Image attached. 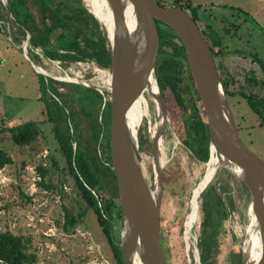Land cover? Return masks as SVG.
I'll use <instances>...</instances> for the list:
<instances>
[{"label": "rangeland", "instance_id": "374dc122", "mask_svg": "<svg viewBox=\"0 0 264 264\" xmlns=\"http://www.w3.org/2000/svg\"><path fill=\"white\" fill-rule=\"evenodd\" d=\"M82 1L90 11L89 0ZM184 1H189L193 7L199 8L197 14L202 19L198 21L200 29L208 32L207 27L210 26L218 34L226 52L223 64L233 76L229 91L236 95L230 96L228 103L235 123L239 125L240 137L244 145L264 161V126H259L260 118L250 111L244 98L238 94L247 91V86H244L243 82L245 75L255 74L258 79H264V0ZM0 2L2 4L0 6V130L29 121L36 122L40 130L39 140L33 151L29 147L25 149L14 145L9 134L0 132V149L8 153L13 160L11 165L0 170V206L6 207L0 211V231L9 230L30 237L32 246L36 249L38 264H82L80 260L82 256L89 258L87 264H113L110 248L92 211H87L74 228L65 222L66 211L69 215L77 217V214L83 213V208L72 179L67 173L52 167L51 157L58 159L59 153L56 151L57 144L52 133L53 123L47 120L46 115L45 105L48 103V98L49 96L54 98V93L50 94L48 89L51 91L54 85L59 92H69L74 97L73 101L62 104L61 98L55 97L60 106L58 109L52 104L49 106L48 113L51 117L56 115L62 130L68 128L71 132L74 129L78 133L79 129L86 127L88 131L89 110L99 127L103 128L99 138L101 136L106 138L108 129L110 134V115L107 118L108 111L104 110L103 105L99 108L93 106H90V109L83 108L80 101L83 95H87L86 90L70 83L58 84L46 81L45 84H49V86L46 84L47 89H40L38 74L22 49L27 34L24 39L20 38L16 29L19 27L18 23L9 13L8 5L5 8L2 0ZM7 16L12 23L6 21ZM28 47L30 52L27 50V55L30 61L51 77L77 81L99 90L105 100L109 99L108 70L98 67L94 62L64 65L60 61H50L45 58L41 49L31 45ZM32 51L37 53L34 54ZM166 52L170 50L167 49ZM172 60L180 63V71L186 79L187 67L184 62ZM217 60L220 61L219 58ZM53 78L51 79L57 81ZM187 82L190 85L191 82L189 80ZM46 93L49 95L47 99H45ZM160 97L169 120L162 138L166 163L162 177L160 244L164 250L166 264H188L184 247V221L192 191L203 178L206 165L198 161L183 144L188 130L186 120L188 116H192L190 108L188 106L186 109L179 108L168 87L160 92ZM60 109H63V119L59 117L60 113L58 114ZM149 113L148 119L142 118L138 136L142 173L146 184L152 190L153 151L149 140L148 121L150 126H153L157 117L151 102ZM108 119L109 127H107ZM84 132L82 133L84 139H88V136H84ZM99 151L101 159L104 158V149L101 147ZM38 164L51 170L50 176L46 179L48 188L38 186L42 182L36 170ZM63 179L66 181L63 182ZM222 180L224 182H221ZM209 184L217 189L223 187L224 191H221V195L225 203L228 204L225 198L228 195L233 202L234 208H231L228 217L218 224V232L215 236L219 250L216 257L218 264H231V253L235 248L240 249L244 240L250 198L242 187L223 174L221 168L215 170ZM20 192L24 195L20 196ZM202 217L199 201L197 220L191 230L196 249ZM112 228L117 239L120 222L113 221ZM86 229L87 233L84 232ZM71 230L74 232L73 235L69 233ZM63 238L68 239L64 241ZM96 245H100L99 249L94 248L93 251L92 247ZM191 263L193 264L192 259ZM194 264L198 263L194 262Z\"/></svg>", "mask_w": 264, "mask_h": 264}, {"label": "trees", "instance_id": "16d2710c", "mask_svg": "<svg viewBox=\"0 0 264 264\" xmlns=\"http://www.w3.org/2000/svg\"><path fill=\"white\" fill-rule=\"evenodd\" d=\"M6 1L9 13L19 25L16 29L20 38L24 39L25 34L28 33L30 35L29 44L34 48L41 49L48 60L60 61L64 65L86 61L94 62L102 69H109L111 53L106 33L84 6L82 0ZM158 3L165 8L180 7L189 11L192 20L197 24L199 20H202L201 16L197 14L199 8L193 7L189 1L158 0ZM0 6H2L1 2ZM6 21L12 23L8 16ZM156 27L159 34V51L156 63V79L159 90L162 92L168 87L179 108L186 109L187 106L190 108L192 116H188L186 120L188 130L183 144L198 161L205 163L209 157L208 129L186 62L183 46L176 34L166 25L156 21ZM207 29L208 32H204L202 29L201 32L211 50L227 99H229L230 96L236 95V93L229 91L233 76L223 64L226 52H224L222 43L219 41L218 34L210 26ZM167 49L170 52H166ZM172 59L184 62L187 67L186 79L180 71V63H175ZM252 60L254 62L253 58ZM254 75L247 74L243 77L247 91L238 94L244 98L250 111L260 118L259 126H264V79H258ZM38 77L41 90L47 89L46 81L61 84V82L48 77L45 79V76L40 74H38ZM187 80L191 82L190 85ZM47 85L49 86V84ZM71 85L86 90L87 95H83L84 97L80 101L83 108L90 109V106L99 108L103 105L104 110L107 109L108 111V118L110 105L103 94L96 89L77 84ZM48 90L50 94L54 93V98L47 95L48 92L45 94L47 96L45 99L49 96L48 103L45 105L46 115L47 120L53 123L52 133L57 144L56 151L59 153L58 159L51 157L52 167L67 173L68 177L72 179L73 187L77 191L80 205L83 208V213L77 214V217L69 215V212L66 211L65 222L74 228L87 211H92L110 248L113 264H122L121 251L118 246L119 235L116 239L112 228L113 221L120 222V207L116 179L111 170L109 129L106 138L102 136L99 138L102 135L103 128L99 127L98 122L88 110V131L86 127L82 130L79 129L78 133L74 129L71 132L68 128L62 130L56 115L51 117L48 113L49 106L52 104L58 109L60 105L55 97L61 98V104L73 101L74 97L69 92H59L54 85H52L51 91ZM62 110L58 111L61 119L64 115ZM236 126L240 131L239 125L236 124ZM107 127H109V119ZM83 131H85L84 136H88V139H84ZM0 132L9 134L14 145L25 149L29 147L33 151L39 140L40 130L36 122L29 121L3 128ZM82 138L83 141H81ZM101 147L104 149L105 159H101L102 156L99 154ZM12 163L11 156L0 149V170ZM36 170L42 180L38 186L48 188L46 179L50 176L51 170L39 164ZM222 172L242 187L244 193L248 195L245 187L240 182L236 181L223 169ZM64 181L66 180L63 179ZM221 182H224V180ZM221 191H224L223 187L217 189L214 185L209 184L200 196V207L203 213L197 242L200 264H218L216 257L219 250L215 240L218 232L217 227L222 220L228 217L231 208H234L229 195L225 196L228 204L225 203ZM19 195L23 196L24 194L20 192ZM5 208L0 206V211ZM36 255V249L32 246L30 237L15 234L9 230L0 231L1 264H38ZM240 258V249L235 248L231 253V264H240Z\"/></svg>", "mask_w": 264, "mask_h": 264}, {"label": "water", "instance_id": "95a60500", "mask_svg": "<svg viewBox=\"0 0 264 264\" xmlns=\"http://www.w3.org/2000/svg\"><path fill=\"white\" fill-rule=\"evenodd\" d=\"M105 2L112 18L111 35L94 13L89 12L105 31L111 53L107 88L110 105L109 147L120 207L118 246L122 264H166L160 244V206L165 165L161 160V147L163 148L162 138L169 120L156 79L159 51L156 21L170 28L183 46L208 129L209 157L205 165L214 154L218 160L215 170L221 168L240 182L250 198L248 222L240 248V264H264V161L255 156L240 137L211 50L198 24L192 20L189 11L180 7H162L158 0ZM2 3L7 8L6 0H2ZM128 17L132 20L130 25ZM26 34L23 50L27 60L37 74L53 78L30 61L27 55L30 35ZM53 79L91 88L77 81ZM148 80L152 81L155 88V93L148 96L156 107L157 117L153 126L148 121L153 151L152 190L142 173L139 127L130 123L128 115L130 107L142 95ZM201 181L196 204L208 186V183L203 184ZM184 247L188 264L191 259L200 264L195 246L189 252L184 239Z\"/></svg>", "mask_w": 264, "mask_h": 264}, {"label": "bare ground", "instance_id": "6f19581e", "mask_svg": "<svg viewBox=\"0 0 264 264\" xmlns=\"http://www.w3.org/2000/svg\"><path fill=\"white\" fill-rule=\"evenodd\" d=\"M90 2V8L91 12L94 13V15L99 19L101 24L106 28L109 35H111V26H112V18L110 10L105 2V0H89ZM131 17H128V24H131ZM28 47V46H27ZM23 49V48H22ZM24 51V50H23ZM58 62V61H57ZM109 83V79L107 80V84ZM155 93V88L152 84V81L147 82L146 88L144 89L141 96H139L136 101L132 104L129 110V121L132 123L133 126H140V123L142 121V118H149V105L150 102L154 105L152 100L149 98V94ZM155 107V105H154ZM156 112V107H155ZM146 118V119H148ZM176 137V136H175ZM179 141V140H178ZM163 146V142H162ZM177 149V148H176ZM166 154L164 153L163 148L161 147V160L162 163H166ZM217 158L213 154L210 158V161L206 163V173L205 176L201 179L202 183H208L211 181L214 170L217 165ZM201 164V163H200ZM152 167V166H151ZM201 183V187H202ZM153 184V183H152ZM200 183L196 185V187L193 189L191 194L190 203L188 206L187 216L184 221V239H185V246L188 248V251L190 252L192 250V246L194 245V242L192 240L191 230L193 227V223L197 220V207L198 204H196V197L199 192ZM153 195V193H152ZM193 260V259H192ZM192 264V263H191ZM194 264V260H193Z\"/></svg>", "mask_w": 264, "mask_h": 264}, {"label": "crops", "instance_id": "0c3cea01", "mask_svg": "<svg viewBox=\"0 0 264 264\" xmlns=\"http://www.w3.org/2000/svg\"><path fill=\"white\" fill-rule=\"evenodd\" d=\"M236 55H237V54H236ZM252 61H253V60H252ZM255 65H256V64H255ZM72 230H74V229H72ZM72 230H71L69 233L73 235L74 232H73ZM87 231H88L87 229L84 230L85 233H87ZM72 232H73V233H72ZM88 235H89V234H88ZM63 236H64V235H63ZM64 237H65V236H64ZM68 238H70V235L68 236ZM68 238H65V239H68ZM65 239L63 238L64 241H65ZM92 245H93V244H92ZM99 246H100V245H96V247L93 246V247H92V248H93V251H94V248L99 249ZM67 247H69V246H67ZM69 248H70V247H69ZM95 250H96V249H95ZM93 251H92V252H93ZM71 256H72V255H71ZM80 260L82 261V264H87V261L89 260V258H87V257H85V256H82V257L80 258ZM77 261H78V260H77ZM78 262H79V261H78ZM70 264H71V263H70ZM88 264H89V263H88ZM90 264H92V263H90Z\"/></svg>", "mask_w": 264, "mask_h": 264}, {"label": "flooded vegetation", "instance_id": "af4514ba", "mask_svg": "<svg viewBox=\"0 0 264 264\" xmlns=\"http://www.w3.org/2000/svg\"><path fill=\"white\" fill-rule=\"evenodd\" d=\"M28 45H30L29 42H28ZM27 50H28V52H30L29 47L27 48ZM32 52H33V51H32ZM32 52H31V53H32ZM33 53L35 54V53H37V52H33ZM96 90H97V89H96ZM97 91L99 92V90H97Z\"/></svg>", "mask_w": 264, "mask_h": 264}, {"label": "built area", "instance_id": "2783aa9c", "mask_svg": "<svg viewBox=\"0 0 264 264\" xmlns=\"http://www.w3.org/2000/svg\"><path fill=\"white\" fill-rule=\"evenodd\" d=\"M78 63H81V62H78Z\"/></svg>", "mask_w": 264, "mask_h": 264}]
</instances>
